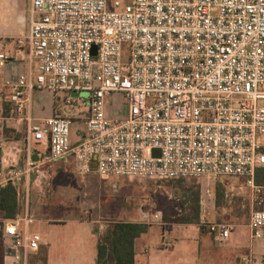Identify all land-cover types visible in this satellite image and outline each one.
<instances>
[{
    "label": "built area",
    "instance_id": "2783aa9c",
    "mask_svg": "<svg viewBox=\"0 0 264 264\" xmlns=\"http://www.w3.org/2000/svg\"><path fill=\"white\" fill-rule=\"evenodd\" d=\"M14 45L26 48L29 69L8 101L28 134L48 141L41 160L72 154L79 173L95 160L101 178L238 177L254 186L264 165V0H29L28 31ZM8 60L0 49V68ZM34 90L78 104V142L70 116L25 114ZM116 94L127 105L122 117L106 109ZM33 168L28 157L0 169V185ZM200 224L216 242L229 237L225 223ZM249 227L262 235L264 209L251 212ZM0 231L15 264H39L30 261L38 233L13 220L0 221Z\"/></svg>",
    "mask_w": 264,
    "mask_h": 264
},
{
    "label": "crops",
    "instance_id": "0c3cea01",
    "mask_svg": "<svg viewBox=\"0 0 264 264\" xmlns=\"http://www.w3.org/2000/svg\"><path fill=\"white\" fill-rule=\"evenodd\" d=\"M28 6L29 0H0V49L9 56L8 62L0 68V169L24 166L28 157L37 160L30 174L12 181L17 190V211L13 218H5L0 209V221L13 220L19 230L39 234V248L30 254V261L96 264L98 235L107 226L102 218L108 213L109 223L147 224V230L134 243L135 264H264V227L260 237H251L250 215L225 223L230 227L229 237L225 242H216L206 226L200 224V218L213 222L207 218L204 208L197 221L187 222L165 220L161 216L160 221L150 220L152 215L137 209L118 208L115 213V206L106 202L90 176L93 172L98 175L94 169L77 172L72 154L54 162L41 160L48 152V141L33 139L26 122L11 113L12 105L8 101L11 85L21 72L29 69L26 48L14 45V40L24 37L28 31ZM114 97L106 99V106L111 105ZM65 103L57 94L34 90L25 105V114L33 119L66 114L73 119L72 125L82 127L76 120L80 116L77 106ZM79 127L71 128L73 144L84 134L85 128ZM73 172L82 175L79 182L90 187L89 207L84 205L85 201L75 204L67 196L74 187V176H70ZM0 264H15L5 248L1 251Z\"/></svg>",
    "mask_w": 264,
    "mask_h": 264
},
{
    "label": "rangeland",
    "instance_id": "374dc122",
    "mask_svg": "<svg viewBox=\"0 0 264 264\" xmlns=\"http://www.w3.org/2000/svg\"><path fill=\"white\" fill-rule=\"evenodd\" d=\"M55 94L65 102V92ZM78 97L85 99L88 94L80 92ZM112 99L111 105L106 106L108 114L117 117L124 116L127 111L125 100L120 94H116ZM65 104L78 105L77 103ZM78 127V124L71 126V128ZM90 174L99 187V193L106 197V202H110L112 207L115 206V213L118 208L125 211L137 209L139 212L147 211L148 216L159 214L162 219L177 221L183 218L193 219L195 210L198 209L201 214V209L204 208L207 218L211 221L228 223L235 217L245 219L252 211L264 209V187L247 184L243 178L189 177L159 180L113 176L101 178L94 172ZM70 176H74L75 180L72 192L67 194L68 198L75 201V204L85 201L84 205L89 207L87 201H90L89 197H91L90 187L84 182H79L82 175L73 172ZM114 183L117 185L116 189L112 188ZM110 217L107 213L102 218L106 221V225L109 224ZM204 219L207 221L206 218ZM4 248V242L0 238V255Z\"/></svg>",
    "mask_w": 264,
    "mask_h": 264
},
{
    "label": "trees",
    "instance_id": "16d2710c",
    "mask_svg": "<svg viewBox=\"0 0 264 264\" xmlns=\"http://www.w3.org/2000/svg\"><path fill=\"white\" fill-rule=\"evenodd\" d=\"M254 184L264 187V165L255 169ZM17 190L12 181L0 188V209L5 218H13L17 211ZM199 210L193 219H180L178 222L197 221ZM147 230L146 223L114 221L107 224L98 235L96 264H135L134 243L137 237ZM0 238L2 233L0 231Z\"/></svg>",
    "mask_w": 264,
    "mask_h": 264
},
{
    "label": "water",
    "instance_id": "95a60500",
    "mask_svg": "<svg viewBox=\"0 0 264 264\" xmlns=\"http://www.w3.org/2000/svg\"><path fill=\"white\" fill-rule=\"evenodd\" d=\"M92 52L94 53V50H92ZM73 95H76L75 94V92H73ZM0 152H1V150H0ZM153 155H158V150L157 149H153ZM33 161H35V160H37V159H33V158H31ZM91 167H92V169H95V167H96V162H95V160H93L92 162H91Z\"/></svg>",
    "mask_w": 264,
    "mask_h": 264
}]
</instances>
